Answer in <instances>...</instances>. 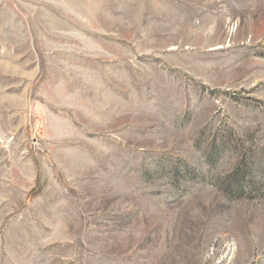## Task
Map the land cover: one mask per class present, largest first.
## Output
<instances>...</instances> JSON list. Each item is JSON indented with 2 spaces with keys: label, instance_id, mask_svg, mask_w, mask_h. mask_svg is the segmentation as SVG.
Wrapping results in <instances>:
<instances>
[{
  "label": "rangeland",
  "instance_id": "rangeland-1",
  "mask_svg": "<svg viewBox=\"0 0 264 264\" xmlns=\"http://www.w3.org/2000/svg\"><path fill=\"white\" fill-rule=\"evenodd\" d=\"M0 264H264V0H0Z\"/></svg>",
  "mask_w": 264,
  "mask_h": 264
}]
</instances>
